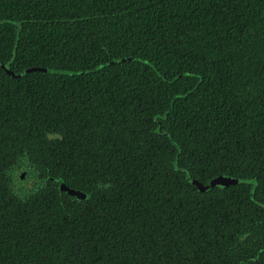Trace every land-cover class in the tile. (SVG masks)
Returning a JSON list of instances; mask_svg holds the SVG:
<instances>
[{
    "label": "trees",
    "instance_id": "16d2710c",
    "mask_svg": "<svg viewBox=\"0 0 264 264\" xmlns=\"http://www.w3.org/2000/svg\"><path fill=\"white\" fill-rule=\"evenodd\" d=\"M0 264H264V0H0Z\"/></svg>",
    "mask_w": 264,
    "mask_h": 264
},
{
    "label": "water",
    "instance_id": "95a60500",
    "mask_svg": "<svg viewBox=\"0 0 264 264\" xmlns=\"http://www.w3.org/2000/svg\"><path fill=\"white\" fill-rule=\"evenodd\" d=\"M29 72H37V71H43L41 68H31L28 70ZM10 75H12L10 73ZM242 181L236 178H223V177H216L208 183L209 187H217V188H225L232 185H236L241 183ZM193 186H195L199 191H204L206 186L201 185L198 181L194 180L191 182ZM60 190L68 193L70 196L75 197L78 200H83L84 193L75 189H69L65 187L64 185L60 186Z\"/></svg>",
    "mask_w": 264,
    "mask_h": 264
}]
</instances>
